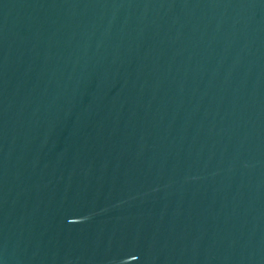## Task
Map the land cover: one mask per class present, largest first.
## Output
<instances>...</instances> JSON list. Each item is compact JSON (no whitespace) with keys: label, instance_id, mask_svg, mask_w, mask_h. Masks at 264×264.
<instances>
[{"label":"water","instance_id":"obj_1","mask_svg":"<svg viewBox=\"0 0 264 264\" xmlns=\"http://www.w3.org/2000/svg\"><path fill=\"white\" fill-rule=\"evenodd\" d=\"M0 264H264V0H0Z\"/></svg>","mask_w":264,"mask_h":264}]
</instances>
